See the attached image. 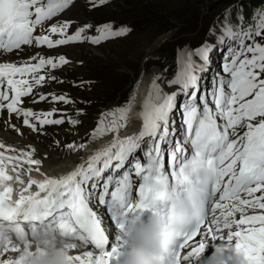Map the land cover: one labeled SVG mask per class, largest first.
Instances as JSON below:
<instances>
[{
  "label": "snow or ice",
  "instance_id": "snow-or-ice-1",
  "mask_svg": "<svg viewBox=\"0 0 264 264\" xmlns=\"http://www.w3.org/2000/svg\"><path fill=\"white\" fill-rule=\"evenodd\" d=\"M108 2L98 0L99 5ZM73 4L0 0V120L18 133L13 116L33 131L65 123L63 116L52 118L55 110L37 113L24 105L25 98L37 102L34 90L57 80L51 70L70 61L65 55L53 58L39 51L19 63L3 62L4 56L76 42L99 45L131 32L127 26L114 29L108 23L95 28L98 35L86 34L92 25L70 33L71 21L54 18ZM227 11L223 24L209 29L212 40L206 38L194 50L178 49L173 78L154 75L137 134L118 135L133 94L123 107L107 114L110 119L99 118L90 133L92 140L117 133L111 143L59 177L42 172L35 149L0 142V264H30V239L52 229L59 230L72 250L89 249L69 256L70 264H119L124 241L117 210L124 217L159 214L164 251L175 264H198L209 243L221 242L241 254L245 264H264V14L244 29L228 22ZM219 46H227V55L222 73L212 77L209 88L203 74ZM164 84L174 90L166 91ZM38 99L47 97L40 94ZM51 100L71 102L66 94H51ZM68 123L75 126L79 121L69 118ZM86 146L74 141L65 147L77 151ZM24 165L26 172L35 166L44 179L25 183ZM10 182L21 186L16 199ZM104 210L114 229L105 222Z\"/></svg>",
  "mask_w": 264,
  "mask_h": 264
},
{
  "label": "rangeland",
  "instance_id": "rangeland-1",
  "mask_svg": "<svg viewBox=\"0 0 264 264\" xmlns=\"http://www.w3.org/2000/svg\"><path fill=\"white\" fill-rule=\"evenodd\" d=\"M235 1L239 0H109L108 3L99 5L98 1L91 4L79 0L78 14L74 16L78 26L94 25L90 32L95 33L96 25L111 23L114 29L127 26L131 32L125 37L97 46H87L81 42L72 45L71 48L77 51V57L73 65L61 68L59 73H53L59 75L62 82L55 81L52 90L57 91L59 95L69 93L67 98L71 101L70 104L83 107L84 113L78 115L73 113L71 108L65 107L68 111L62 114H68L65 115L66 120L69 116L79 121L75 126L66 121L65 128L75 129L85 124L88 136L92 131L91 125L101 115L100 109L108 107L109 104L122 102L125 97L127 98L132 85L130 97L135 94L139 85L135 83V79L146 70L142 68L149 55L150 60L169 63L172 55L175 58L174 55L179 54L178 49L185 46L196 49L207 37L209 29L223 21L222 12ZM155 41L157 49L150 53L145 52ZM5 59L12 60L9 57ZM175 68L177 63L166 72L165 80L171 79V75L176 73ZM80 79L84 80L83 85L71 87L74 81ZM88 80L90 82L87 84ZM43 89L42 92H45ZM37 90L39 88L35 91ZM85 97L90 102H83L82 99ZM35 100L37 101L33 102L35 110L44 106L56 107L55 102L49 104L39 101L38 97H35ZM177 114L181 117L179 113ZM127 117L129 121V114ZM59 128L61 127L56 125L49 131ZM88 154L87 152L86 155ZM86 155L84 160H87Z\"/></svg>",
  "mask_w": 264,
  "mask_h": 264
},
{
  "label": "bare ground",
  "instance_id": "bare-ground-1",
  "mask_svg": "<svg viewBox=\"0 0 264 264\" xmlns=\"http://www.w3.org/2000/svg\"><path fill=\"white\" fill-rule=\"evenodd\" d=\"M78 1L79 0H75L74 4L70 6V9L66 10L65 13H63L62 16H59L57 19L60 21L68 20L72 22L73 27L78 26V23L75 21V18H74V16L78 14V8H77ZM156 45H157V41H155V43L153 44H150L146 48L145 52L150 53L151 51H154L155 49H157L156 47L158 45L157 46ZM71 47L72 45H65L63 47L56 48L57 50H53V51L44 50L42 48H39V49L31 48L21 53L20 57L26 58L39 51L41 52V54L45 56H51L53 58H57L59 55H65V57L70 61V64H72L74 63L73 61H75V58L77 57V51L75 49L73 50ZM225 47H226L225 52L227 53V46ZM95 50L97 51V49H94V51ZM5 57H9V59L14 60L18 56L15 54H12L8 56H4L2 58V60L4 61H9L5 59ZM170 59L171 61L169 63L168 62L162 63V62H159L158 60H150V55H149L148 59L143 64V68H142V69L145 68L146 70H144L143 73H140L138 78L135 79V83L139 85H138V90L134 94L135 98L131 104V109L133 108V105H135V110L140 113L141 106L143 104L144 99L146 98L148 94V89H149V85H148L149 76L147 74L150 72L151 69L156 68L160 71V74L162 75L163 79L164 78L166 79L167 77L165 76L166 72L170 69L172 65L177 63V56H175V58L171 56ZM65 67L66 66H63L62 69H64ZM45 71L46 70H42L40 74H45ZM163 86L165 87L166 91H171V89H167L165 85ZM132 89H133V85H132L131 90L129 91L128 98H130V93ZM43 90L48 91L49 87H45ZM25 99H26V103L24 107L28 109H34L32 106H30L28 98H25ZM48 108H49L48 106L47 107L44 106V108L43 107L39 108V110L37 111L38 113H40V112H43L42 110H45ZM68 117L69 116H67V119ZM3 118L4 119L7 118L6 111L3 113ZM139 121H140L139 119H135V120L129 119L128 121V117H127V123L125 124L122 131L125 133H129L131 135V133H133L135 129L140 128L141 123ZM12 123L16 124V127L20 129V133H22V135L18 133L16 130H14L12 127H9L6 123L3 122V120H0V142L14 146L15 148H18V149H21V148L26 149V150L35 149L34 156L36 159L41 160L40 167L44 174L46 175L54 174V175L61 176L62 173H66V172L68 173L69 171H72L80 163L86 160V159L84 160V156L86 155V153L83 152L86 147L81 148L77 151H72V150H69L67 147H65L66 145L71 144L74 141L76 142L77 145L85 141L86 133H87V132L85 133L87 129L85 124L75 129H68V128H65V126L64 127L60 126L61 128L59 129H56L54 131H49L43 127L40 131L32 132L28 127L22 124V120H17L14 116L12 117ZM65 125H66V122H65ZM88 136L89 138L86 140L87 144L93 141L89 134ZM101 140H98L96 143H99V144L103 143V141ZM57 141L59 143H57ZM94 146H95L94 144H92L91 146L87 145V147H92V148H95ZM37 177H40V176H37ZM80 252H83V250L78 249L77 251L76 250L72 251V254L80 253ZM207 253H208V250H204L201 256H205L207 255ZM13 256H15V254Z\"/></svg>",
  "mask_w": 264,
  "mask_h": 264
},
{
  "label": "clouds",
  "instance_id": "clouds-1",
  "mask_svg": "<svg viewBox=\"0 0 264 264\" xmlns=\"http://www.w3.org/2000/svg\"><path fill=\"white\" fill-rule=\"evenodd\" d=\"M128 114L132 120L140 118L135 105ZM116 214L123 225L124 241L119 264H175L164 251L163 218L159 214L145 212L124 217L119 210ZM28 250L33 253L30 264H70L68 257L72 255L68 242L57 229L38 232L30 239ZM202 264H245V260L221 242L214 244L211 255Z\"/></svg>",
  "mask_w": 264,
  "mask_h": 264
},
{
  "label": "trees",
  "instance_id": "trees-1",
  "mask_svg": "<svg viewBox=\"0 0 264 264\" xmlns=\"http://www.w3.org/2000/svg\"><path fill=\"white\" fill-rule=\"evenodd\" d=\"M262 2H264V0H251L249 2H246L244 4V6L242 7L241 11H239V12L240 13H243V12L246 13V12L250 11L252 8H254L255 6L259 5Z\"/></svg>",
  "mask_w": 264,
  "mask_h": 264
},
{
  "label": "water",
  "instance_id": "water-1",
  "mask_svg": "<svg viewBox=\"0 0 264 264\" xmlns=\"http://www.w3.org/2000/svg\"><path fill=\"white\" fill-rule=\"evenodd\" d=\"M154 69H151L150 72H149V79H148L149 88H150V84H151V81H152L154 75L156 73H160V71L158 69H156V68H154Z\"/></svg>",
  "mask_w": 264,
  "mask_h": 264
}]
</instances>
